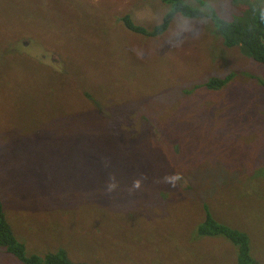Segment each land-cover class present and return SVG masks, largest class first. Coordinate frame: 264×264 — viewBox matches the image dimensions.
<instances>
[{
	"label": "rangeland",
	"instance_id": "374dc122",
	"mask_svg": "<svg viewBox=\"0 0 264 264\" xmlns=\"http://www.w3.org/2000/svg\"><path fill=\"white\" fill-rule=\"evenodd\" d=\"M183 1L227 19L250 5ZM250 1L264 12V0ZM172 9L0 0V199L29 251L65 245L94 264H236L228 238L197 235L209 207L249 232L264 264V63L226 45L210 16L176 12L158 35L123 21L151 31ZM0 264L19 262L0 247Z\"/></svg>",
	"mask_w": 264,
	"mask_h": 264
},
{
	"label": "trees",
	"instance_id": "16d2710c",
	"mask_svg": "<svg viewBox=\"0 0 264 264\" xmlns=\"http://www.w3.org/2000/svg\"><path fill=\"white\" fill-rule=\"evenodd\" d=\"M164 1L172 3L173 9L164 15L163 21L155 25L153 30L149 31L146 27L136 24L130 15L123 16L126 27L133 31L158 35L169 27L172 17L176 12H180L187 17H196L199 15L210 16L215 20L226 45H239L246 53L264 63V12L258 2H249L247 0L246 3H250L249 8L247 7L241 15L227 19L218 16L213 9L204 11L199 8H193L183 0ZM231 76L232 74L225 78L213 77L209 85L222 86ZM134 151V147L131 148V153ZM132 159V154L126 158L124 161L125 167L129 166ZM204 213V218L196 228L197 235L200 238L215 235L224 236L229 239L230 244L235 248L236 264H257L253 255L252 237L248 231L236 225L233 226L219 221L209 207H206ZM106 225H108L107 220ZM125 240H120L119 243L123 244ZM101 244L104 248H110L108 242L105 240ZM0 247L16 257L19 264H94L90 260L74 259L71 255L70 248L65 245L57 248H49L46 244L45 249L39 248L38 250L34 249L35 251H29L26 242L19 238L14 224L8 217L7 208L1 199Z\"/></svg>",
	"mask_w": 264,
	"mask_h": 264
}]
</instances>
